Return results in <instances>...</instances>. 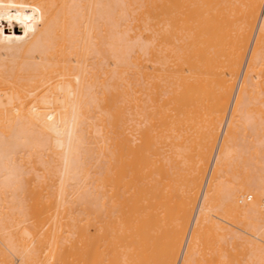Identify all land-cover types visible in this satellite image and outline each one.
Instances as JSON below:
<instances>
[{
	"label": "bare ground",
	"instance_id": "bare-ground-1",
	"mask_svg": "<svg viewBox=\"0 0 264 264\" xmlns=\"http://www.w3.org/2000/svg\"><path fill=\"white\" fill-rule=\"evenodd\" d=\"M263 4L0 0V264H264Z\"/></svg>",
	"mask_w": 264,
	"mask_h": 264
},
{
	"label": "rangeland",
	"instance_id": "rangeland-1",
	"mask_svg": "<svg viewBox=\"0 0 264 264\" xmlns=\"http://www.w3.org/2000/svg\"><path fill=\"white\" fill-rule=\"evenodd\" d=\"M260 15H264V4L262 6ZM249 48L250 47H248V49ZM246 56L248 58L249 50L246 51V54H245L243 62H245ZM244 69H245V64H244ZM241 70H242V68H241ZM261 75L263 77L260 76L261 77L260 81L264 80V74L262 73ZM263 97H264V95H263ZM258 108L259 109L256 110V111L249 112V111L243 110V111H240L238 113V118H237L238 127L236 129V132H237L236 133V145L238 146V150L241 151L240 152V154H241L240 156L241 157L239 158V160L237 159L236 160L237 163H235V164L238 165V167H235V168L233 167L234 169L231 167L229 169H231L234 172V170L236 168H238L239 170L236 169L235 172H238L237 174H239L240 172L241 173L239 175H237V174H235V172H234V174H233V172H230L228 174V178L231 179V180L233 178L234 179L233 181H235L236 179L241 180V178H239V177L243 178V177L249 175L250 172L252 174L253 171L256 173V175L258 173H259V175H264V104L260 103ZM223 129L225 130V128H223ZM248 156H249V158H248ZM250 156L253 159H250ZM250 160L251 161L253 160L254 162L253 161L251 162ZM239 161H242V162H239ZM253 163H254V166L251 165ZM255 163H258V164L256 165ZM239 164H240V166H239ZM245 164H247V166L248 165H250V166H248V168H247V166H245ZM255 165L257 166V168L255 167ZM239 167L242 168V169H240ZM247 170H248V172H247ZM233 175H236V177L237 176L238 177L234 178L235 176H233ZM252 175H254V174H252ZM230 177H232V178H230ZM243 202L244 203H248V202L250 203V201H248L246 199H243ZM209 236H211V237L209 239L208 238L207 239H208V241L211 240L210 242H212V246L210 245L211 243L208 242L209 245L207 243V245H208V247H206L207 248L206 249L207 250V254H209V252H210L208 250V248L210 249V247H211V250L213 252L211 251L212 253H210L212 256L207 255L208 256V260H207V262L205 261L206 262L205 264H238L239 261L241 263L243 262V264H247L246 263L247 261H245L244 259H246V256L248 255L247 254L248 253V249L246 247L244 248V246L241 245V241L238 242L237 244H236V242L234 243V241L233 242L231 241L232 243L230 245L228 243L230 240H228V241L226 240V242H225V240L223 239L222 242L224 241L225 243L229 244L230 245L229 246V245L224 244V243L221 244L222 242L219 243V240L221 238L220 236L216 235L217 236V238H216V236H214L213 233L208 234L207 237H209ZM213 236L215 238H212ZM214 240L216 242L215 244H214ZM217 243H219V244H217ZM239 243H240V245H238ZM242 243H243V241H242ZM217 245H218V247H216ZM212 247L216 248V250L219 247H224L227 251L225 252L224 251L225 249L223 251H221L222 249L219 248L220 250L219 249L217 250V252L219 251L217 253L218 256H216L217 255V254H215L216 251H214ZM239 247L242 248V251H241V249H239ZM243 249H245V250H243ZM244 251H245L246 254L242 253ZM236 255H238L240 258L239 257L237 258ZM213 256H215L217 258H215ZM212 257L214 258V260H213ZM249 258L250 257L248 255L247 260H249ZM241 260H243V261H241Z\"/></svg>",
	"mask_w": 264,
	"mask_h": 264
}]
</instances>
